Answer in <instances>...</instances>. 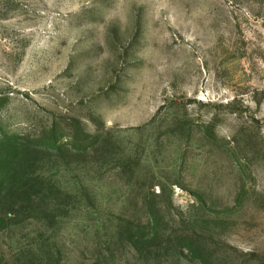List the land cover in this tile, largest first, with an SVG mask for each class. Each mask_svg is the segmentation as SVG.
<instances>
[{
  "label": "rangeland",
  "instance_id": "rangeland-1",
  "mask_svg": "<svg viewBox=\"0 0 264 264\" xmlns=\"http://www.w3.org/2000/svg\"><path fill=\"white\" fill-rule=\"evenodd\" d=\"M0 159V264H264V0H0Z\"/></svg>",
  "mask_w": 264,
  "mask_h": 264
},
{
  "label": "trees",
  "instance_id": "trees-1",
  "mask_svg": "<svg viewBox=\"0 0 264 264\" xmlns=\"http://www.w3.org/2000/svg\"><path fill=\"white\" fill-rule=\"evenodd\" d=\"M2 159H0L1 162ZM16 179L17 175L13 174L12 176L9 173H2L0 176V185L5 184V189L0 192V208L6 205V210L8 212L7 217H12L13 213H18V207L17 202H19L17 199V196H21V194H26L28 195V198L30 197V194L27 193V191H22L16 186ZM21 180V179H20ZM31 202H34L33 199ZM5 209H1L0 211L2 212ZM29 212L31 215H35L38 213H41L42 210L39 208H30Z\"/></svg>",
  "mask_w": 264,
  "mask_h": 264
}]
</instances>
